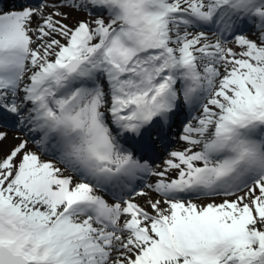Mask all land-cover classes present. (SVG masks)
<instances>
[{
	"label": "snow or ice",
	"instance_id": "snow-or-ice-1",
	"mask_svg": "<svg viewBox=\"0 0 264 264\" xmlns=\"http://www.w3.org/2000/svg\"><path fill=\"white\" fill-rule=\"evenodd\" d=\"M8 121L0 264H264V0H0Z\"/></svg>",
	"mask_w": 264,
	"mask_h": 264
},
{
	"label": "rangeland",
	"instance_id": "rangeland-1",
	"mask_svg": "<svg viewBox=\"0 0 264 264\" xmlns=\"http://www.w3.org/2000/svg\"><path fill=\"white\" fill-rule=\"evenodd\" d=\"M59 2V0H41L38 4H36V5H31L32 7H38V6H40L42 3H44V4H51V3H58ZM22 3V2H21ZM21 3H19V4H13L12 6H9L10 8H12V7H17V6H19ZM49 11L51 10V9H48ZM80 18H85V19H87V18H89V17H87V16H84L83 14H79V13H73L72 14V17L69 19V20H67L66 22L67 23H69L70 25H72V24H75L76 23V21H77V19H80ZM229 46L230 47H236L237 48V50L239 51V48H238V46H235L234 44H232V43H229ZM188 114H189V112H188ZM188 114H186V115H188ZM197 115H199V112L198 111H191L190 112V116L191 117H194V116H197ZM184 119H185V116H182L181 117V121H184ZM195 121H193V123H194ZM2 130V129H1ZM176 132H173V134L172 135H176V134H179L180 133V135H182L183 133H182V127L179 125V124H177V129L175 130ZM4 132H6L5 130H4ZM9 136V137H8ZM15 137H21V138H25V137H22V136H20V135H8L7 134V139H5L4 141H6V142H8V145H6V147H5V149H4V151L6 152L11 146H13L14 144H16V143H18V140H16L15 139ZM174 143V139H173V142H171V146H172V144ZM174 145V144H173ZM29 147L30 148H33V150H36V151H39V149H37V148H35V146L34 145H32L31 144V142H30V144H29ZM173 149V147H171V149H170V151ZM168 150H169V148H168ZM0 155H3V153H0ZM165 157H167V155L165 154L164 155ZM163 156V157H164ZM43 159H50L49 157H47V156H44V157H42ZM61 166V165H60ZM61 167H63V166H61ZM65 174L67 175V174H71V173H69V172H65ZM173 176H174V174H173ZM155 193V192H154ZM156 194V193H155ZM149 197H155V198H159V195L157 194V195H151V196H149ZM190 199H193V201L194 202H196V203H207V202H211V200H212V198H206V197H201L200 199H196V198H194V197H189ZM205 198V199H204ZM231 198V197H230ZM136 199V202L137 203H139V204H141L142 206H145V207H147V200L149 199V198H147L146 197V199H140L139 197H137V198H135ZM224 199V197H222V196H218V197H215V202L216 203H220V202H222V200ZM149 211H151V209L149 208Z\"/></svg>",
	"mask_w": 264,
	"mask_h": 264
},
{
	"label": "bare ground",
	"instance_id": "bare-ground-1",
	"mask_svg": "<svg viewBox=\"0 0 264 264\" xmlns=\"http://www.w3.org/2000/svg\"><path fill=\"white\" fill-rule=\"evenodd\" d=\"M14 2V1H13ZM252 33H251V31L249 32V35H251ZM190 110L189 109H185V113L183 114V115H186V114H188V112H189ZM182 116V115H181ZM177 129V125H173V127L171 128V130L168 132L169 134H170V137L172 138V141L171 140H169L168 139V143L167 144H165V143H163L161 146H165V150H164V152L166 151V149H167V147L168 146H171V142H173V139H174V145L172 144V147H173V149L172 150H182L183 148H185V147H187V144H186V142L185 141H183L182 139H181V136L182 135H180V133L179 134H174V135H172L173 134V132H176L175 130ZM8 135L10 134V135H20L21 136V134L19 133V132H16V131H7L6 132ZM9 137V136H8ZM28 137V136H27ZM2 144H3V148L5 149V147H6V145H8V142H6V141H3L2 142ZM157 146H158V144H157ZM170 149H171V147H170ZM171 150V151H172ZM169 152L170 151H167V152H165V153H163V155H167V157H161L159 160H156V162H154V166H156V167H158V168H163L164 167V161L168 158V154H169ZM174 173H171L170 175H173ZM155 177H153V176H146L145 178H144V181L141 183V186H140V188L141 187H143L144 188V191L145 192H147L148 193V195L147 196H138L140 199H146V197L147 198H149V196H155V195H157V194H155L154 193V191H152L151 189H148L147 187H145V185H147V184H151V183H153L154 181H155ZM140 188H137V190H139ZM137 198V197H136ZM205 199V198H204ZM201 200V199H200Z\"/></svg>",
	"mask_w": 264,
	"mask_h": 264
}]
</instances>
